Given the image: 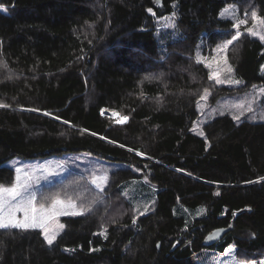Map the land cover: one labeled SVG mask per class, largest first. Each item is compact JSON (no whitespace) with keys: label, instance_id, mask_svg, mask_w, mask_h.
<instances>
[{"label":"trees","instance_id":"16d2710c","mask_svg":"<svg viewBox=\"0 0 264 264\" xmlns=\"http://www.w3.org/2000/svg\"><path fill=\"white\" fill-rule=\"evenodd\" d=\"M0 4V187L13 184L4 163L15 157L83 152L134 167L110 174L101 201L77 175L44 190L40 203L60 197L87 210L61 218L51 245L40 230L0 228V264H264V122L224 115L204 125V138L190 132L211 85L196 48L232 36L220 18L229 5L249 6L264 27V0ZM228 59L237 92L264 85L262 41L242 36ZM211 90V101L234 93ZM142 177L156 198L136 217L119 187Z\"/></svg>","mask_w":264,"mask_h":264},{"label":"rangeland","instance_id":"374dc122","mask_svg":"<svg viewBox=\"0 0 264 264\" xmlns=\"http://www.w3.org/2000/svg\"><path fill=\"white\" fill-rule=\"evenodd\" d=\"M0 12H6V8L1 4ZM253 13L256 14L249 6H226L222 10L220 18L230 20L233 23L232 36L213 48L201 44L195 50L194 60L202 70L208 73L211 83L210 87L197 100L198 117L190 130L191 133L199 137H205L204 125L218 116L227 115L236 123L242 120L252 123L264 122V85H253L246 91L237 92L241 87V80L235 76L233 66L228 59L230 48L244 35L257 38L264 43V39H261L264 36L262 20L257 14L254 17ZM240 21H244V23H239ZM165 25L172 26L173 23L167 20ZM249 29H252V32ZM234 36L237 37L235 40H233ZM228 41H232V43L227 44ZM225 44H227V47H224ZM217 80L220 82L218 83ZM213 87L218 89L222 87L229 88L234 93L216 97L214 101H211L213 91L211 89ZM202 97L204 98L202 99ZM248 109L251 110L249 111ZM110 112L114 111L103 110L102 114L108 116L107 114ZM234 117H238V119ZM114 119H117V123H123L119 122L123 117L117 116ZM138 156L143 158L139 154ZM4 165L14 169L15 177L11 186H1L0 188H12L14 185L19 184L21 186V194L14 197L8 196L6 193L0 194L3 197L2 204H0V217H4L7 220L9 213H11V219L19 222H24L26 216L29 220L31 219L33 216L31 207L36 208L37 217L40 216L42 211L51 210L54 200L50 204L40 203L41 194L45 193L43 191L49 187L64 183L68 179H75L72 178L73 176L77 175L83 178L93 190L98 192L100 195L99 201H101L106 195L109 176L112 172L128 168L134 170V167L127 162L109 161L83 152L63 154L44 160L15 157L6 161ZM136 171L139 172L138 170ZM93 180L96 182L93 183ZM119 189L122 197L129 201L132 215L134 214L136 217L143 216L151 211L156 198V187L148 181L147 177L127 181L121 184ZM32 195H35V199L31 200L26 212L24 202L30 200ZM57 199L63 201L64 205H57L54 211H49V215L52 218L46 224L49 229L48 235H55L56 238L64 229V227H59L63 225L60 221L61 218L72 215L71 213L73 212H84V209L82 210L72 200H63L60 197ZM69 202H72L74 206L68 207ZM17 205H21V207L17 209ZM111 209H113V206H111ZM117 210L116 212H119ZM184 212L192 219L195 217L194 213ZM198 214L196 213V215ZM27 229L40 230L43 237L45 235L43 228L40 226ZM55 241L56 239L53 243Z\"/></svg>","mask_w":264,"mask_h":264},{"label":"snow or ice","instance_id":"6c2138e0","mask_svg":"<svg viewBox=\"0 0 264 264\" xmlns=\"http://www.w3.org/2000/svg\"><path fill=\"white\" fill-rule=\"evenodd\" d=\"M255 13H253V16L255 17ZM239 23H244V21H240ZM238 26V25H237ZM250 32H252V29H249ZM253 34H255L253 32ZM239 35V34H237ZM237 37H233V40H235ZM261 39H264V36L261 37ZM232 41H228L227 44H231ZM227 44H225L224 47H227ZM211 78V77H210ZM217 82L219 83L220 81L217 80ZM204 97H202L203 99ZM0 106H3V105H0ZM249 111L251 109H248ZM235 119H238V117H234ZM123 120H127V117H124ZM96 181L93 180V183H95ZM20 188L21 186L19 184L17 185H14L12 188H0V194L2 193H6L8 194V196H17V195H20ZM35 199V195H32L31 199L28 200V201H25L24 202V205H25V211L27 212L28 210V207L30 204H31V200H34ZM2 201H3V197L0 196V204H2ZM57 205H61L63 206L64 205V202L59 200V199H55L53 201V204H52V209L51 210H48V211H42L40 216L37 217L36 215V208L35 207H31V211L33 213V216L31 217V219L29 220V218L26 216L24 222H19V221H15L13 219H11V213H9V218L6 220L4 217H0V228H8V227H13V228H23V229H27L29 227H37V226H40L43 228L44 230V239L45 241L47 242L48 245H51L53 243V241L56 239V236L55 235H48V232H49V229L48 227L46 226L47 224V221H49L52 217L51 215H49V211H54L56 206ZM68 207H73L74 205L72 204V202H69ZM21 207V205H17V209H19ZM87 209H84L83 211H86ZM63 214H68V213H63ZM72 215H80L82 214V212H73L71 213ZM135 223V221H134ZM59 227H63V225H60Z\"/></svg>","mask_w":264,"mask_h":264},{"label":"water","instance_id":"95a60500","mask_svg":"<svg viewBox=\"0 0 264 264\" xmlns=\"http://www.w3.org/2000/svg\"><path fill=\"white\" fill-rule=\"evenodd\" d=\"M107 115L113 118L119 116L117 112H110ZM124 121L125 120L123 119L119 120V122H124ZM232 229H233V226L230 225L229 227L218 228V229H215L209 232L204 239V242H203L204 245L205 246L214 245L215 243L221 241L225 235H227L229 232L232 231Z\"/></svg>","mask_w":264,"mask_h":264}]
</instances>
